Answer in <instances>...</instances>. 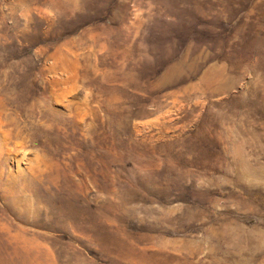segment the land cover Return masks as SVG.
Returning <instances> with one entry per match:
<instances>
[{"label": "rangeland", "instance_id": "rangeland-1", "mask_svg": "<svg viewBox=\"0 0 264 264\" xmlns=\"http://www.w3.org/2000/svg\"><path fill=\"white\" fill-rule=\"evenodd\" d=\"M0 264H264V0H0Z\"/></svg>", "mask_w": 264, "mask_h": 264}]
</instances>
